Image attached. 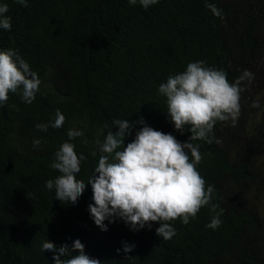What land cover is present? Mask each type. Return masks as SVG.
<instances>
[{
	"label": "trees",
	"instance_id": "obj_1",
	"mask_svg": "<svg viewBox=\"0 0 264 264\" xmlns=\"http://www.w3.org/2000/svg\"><path fill=\"white\" fill-rule=\"evenodd\" d=\"M0 2L11 17L0 49L18 50L41 81L30 104L18 91L0 107V264H51L55 253H42V243L70 248L76 239L100 264H264V0H208L223 19L204 0H159L147 9L127 0ZM196 60L222 69L229 82L245 69L253 73L242 84L235 126L218 121L212 129L220 143L191 141L202 157L197 170L214 189L211 203L223 209L217 229L205 227V206L186 225L170 222L176 234L167 241L156 235L157 222L132 231L113 218L100 231L87 211V182L75 206L45 190L58 176L49 165L69 131L83 133L70 143L85 158L76 176L84 181L100 155L96 141L116 131L113 120L143 118L186 142L190 133L173 129L157 87ZM56 110L64 116L60 128H35ZM33 138L41 141L36 148ZM122 242L134 247L117 252Z\"/></svg>",
	"mask_w": 264,
	"mask_h": 264
},
{
	"label": "clouds",
	"instance_id": "obj_2",
	"mask_svg": "<svg viewBox=\"0 0 264 264\" xmlns=\"http://www.w3.org/2000/svg\"><path fill=\"white\" fill-rule=\"evenodd\" d=\"M21 7H28V0H13ZM159 0H127L129 5L147 9ZM214 16L223 19L220 10L208 0H204ZM7 3L0 2V31H10L11 17L7 15ZM253 73L243 70L241 75L229 82L222 69L206 66L205 61L196 60L186 64L183 71L169 75L157 87V93L164 97L166 116L174 130L183 134L185 129L190 133L186 142L178 141L170 133L154 130L143 118L129 123L126 119L112 121L116 131H107L102 141H96L100 153L91 175L84 180H77L81 162L84 157L77 156L73 140L82 137L79 131L66 133L69 142L59 146L53 154L49 167L58 176L44 182V188L54 193V198L63 204L75 206L85 188V182L91 189V203L87 211L93 224L100 231H106V220L110 224L113 218L125 223L132 231L151 227L157 222L155 233L167 241L176 230L170 222L179 218L181 224H188L195 219L202 207L207 206L211 213L206 228L217 229L222 220L223 209L211 203L214 189L197 170L202 157L199 145L191 141L202 140L205 143L217 144L219 139L212 136L214 125L219 122H230L235 126L240 113V94L242 84L250 83ZM41 84L35 71L19 55L18 50L0 49V107H3L9 93L19 91L25 104H30ZM252 107H259L253 102ZM64 116L56 110L54 119L47 123H38L35 128L46 132L48 127L60 128ZM136 125L131 142L123 146L127 137ZM33 148L41 143L33 138ZM93 156L96 152L92 153ZM134 244L122 242L125 253L132 250ZM84 245L73 240L71 247H55L46 242L41 245L42 253H55L51 264H100L83 251ZM75 252V255L71 253Z\"/></svg>",
	"mask_w": 264,
	"mask_h": 264
},
{
	"label": "rangeland",
	"instance_id": "obj_3",
	"mask_svg": "<svg viewBox=\"0 0 264 264\" xmlns=\"http://www.w3.org/2000/svg\"><path fill=\"white\" fill-rule=\"evenodd\" d=\"M263 209H264V204H263Z\"/></svg>",
	"mask_w": 264,
	"mask_h": 264
}]
</instances>
